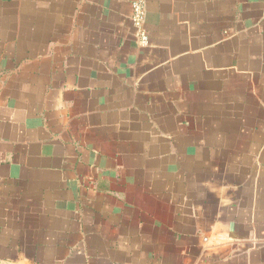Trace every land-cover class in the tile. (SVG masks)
<instances>
[{
	"label": "crops",
	"instance_id": "crops-1",
	"mask_svg": "<svg viewBox=\"0 0 264 264\" xmlns=\"http://www.w3.org/2000/svg\"><path fill=\"white\" fill-rule=\"evenodd\" d=\"M0 0V264H264V0Z\"/></svg>",
	"mask_w": 264,
	"mask_h": 264
},
{
	"label": "built area",
	"instance_id": "built-area-1",
	"mask_svg": "<svg viewBox=\"0 0 264 264\" xmlns=\"http://www.w3.org/2000/svg\"><path fill=\"white\" fill-rule=\"evenodd\" d=\"M145 0H133L131 3V22L142 46L148 44V35L144 28Z\"/></svg>",
	"mask_w": 264,
	"mask_h": 264
}]
</instances>
